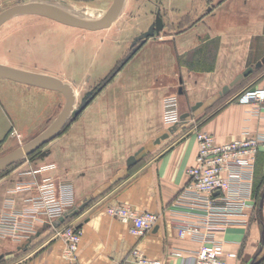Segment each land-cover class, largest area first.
Here are the masks:
<instances>
[{"label": "crops", "instance_id": "0c3cea01", "mask_svg": "<svg viewBox=\"0 0 264 264\" xmlns=\"http://www.w3.org/2000/svg\"><path fill=\"white\" fill-rule=\"evenodd\" d=\"M7 1L11 0H0V4ZM44 1L55 5L52 1L56 0ZM191 7L190 24L176 30L173 39L132 40L129 48L133 51L119 65L117 77L111 84L107 79L90 97L81 99L71 129L65 134L59 131L56 163L50 160L48 150L38 167L0 180V215L7 199L12 198L17 209L26 206L28 193L10 191L16 183L33 178L48 177L57 189L60 182L71 183L73 207L89 199L83 209L57 227L53 226L56 220L40 217L34 235L24 244L0 237V264H63V244L57 233L66 225L82 232L79 264H121L133 248L164 264H190L187 255L198 250L199 243L179 239L167 222L140 238L106 209L121 204L140 213L161 212L188 182L186 171L195 162L198 131L219 144L239 137L245 128L264 134V109L260 117L249 118L251 107L237 103L246 89L264 86V0H197ZM257 63L260 66L254 68ZM248 67H253V72L220 95L222 88ZM171 95L177 98L180 115L189 113L190 117L168 138L153 144L167 130L163 99ZM196 103L201 105L193 111ZM141 148L139 161L128 167L127 159ZM101 159L111 160L109 165L115 168L109 171L111 176L91 178L86 185H80L84 182L81 176H71L94 173L86 167L102 163ZM113 159L123 162L114 164ZM41 167L47 169L30 174ZM253 175L255 207L248 213V224L229 227L217 235L225 251L238 255L237 264L258 262L264 256V197L260 206L264 150L255 157ZM175 250L182 251L183 258L171 257Z\"/></svg>", "mask_w": 264, "mask_h": 264}, {"label": "rangeland", "instance_id": "374dc122", "mask_svg": "<svg viewBox=\"0 0 264 264\" xmlns=\"http://www.w3.org/2000/svg\"><path fill=\"white\" fill-rule=\"evenodd\" d=\"M31 2L49 3L44 0H11L0 4V13L13 5ZM52 2L55 5L51 6L84 20L92 15H105L112 0ZM194 2L197 3V0H124L116 20L108 28L97 31L66 26L37 15H14L0 26V65L54 77L73 89L74 107L61 131L65 134L72 127L71 120L81 99L90 97L107 79L110 78L108 82L111 84L117 77L119 65L133 51V48H129L132 40L139 36L173 39L176 30L190 24ZM157 17L162 20L163 29L148 34L149 26L154 24ZM64 103V96L58 92L0 78V157L43 131L58 116ZM58 134L35 153L1 171L0 180L38 167L48 150L51 151L50 160L56 163L59 156ZM101 160L102 163L98 165L86 167L95 170L94 173L71 176L84 178L80 185H86L91 178L111 176L109 171L115 169L109 165L111 160ZM113 162L120 163L123 159H113ZM79 163L84 165L83 160H79ZM42 168L30 174L42 173ZM43 178L21 182L40 181Z\"/></svg>", "mask_w": 264, "mask_h": 264}, {"label": "built area", "instance_id": "2783aa9c", "mask_svg": "<svg viewBox=\"0 0 264 264\" xmlns=\"http://www.w3.org/2000/svg\"><path fill=\"white\" fill-rule=\"evenodd\" d=\"M237 103L251 107L249 118L260 117L264 109V86L246 89L237 98ZM180 116L176 96L165 97L163 122L167 129L180 124ZM195 138L197 153L194 165L186 171L188 182L161 212L140 213L121 204L107 207L106 212L129 225L130 233L140 238L161 222H167L179 239L199 243L198 250L187 255L190 264H237L238 255L225 251L224 242L218 240L217 235L229 227L248 224V213L255 207L252 197L255 157L264 150V134L245 128L239 137L222 144L202 131L196 132ZM45 169L43 167L41 171ZM55 185L48 177L16 184L10 193H28L24 199L26 206L17 209L12 198L6 200L0 215V237L24 244L34 235L40 217L57 220L66 209H71V183L60 182L58 189ZM57 234L63 244V264H79L77 249L81 230L66 225ZM170 256L183 258L184 255L175 250ZM121 264L164 263L133 248ZM250 264H264V256Z\"/></svg>", "mask_w": 264, "mask_h": 264}, {"label": "water", "instance_id": "95a60500", "mask_svg": "<svg viewBox=\"0 0 264 264\" xmlns=\"http://www.w3.org/2000/svg\"><path fill=\"white\" fill-rule=\"evenodd\" d=\"M123 2L124 0H112V3L110 7L107 9L105 15L97 23L94 24L88 23L81 19L73 18L51 7L47 3L31 2V3L16 4L5 9L0 13V26L14 14H31V15H37L51 19L66 26L81 28L89 31H97L108 28L116 20V18L120 13ZM162 28H163L162 21L159 17H157L155 19L154 24H151L149 26L147 33L151 34L153 31H156L158 33ZM142 37L144 36H140L138 37V39H141ZM259 66L260 63H257L254 66V68H258ZM252 72H253V67L246 68L242 73L238 74L228 85H225L222 88L220 95L226 94L230 87L234 86L241 79L247 77ZM0 78L31 87H36L49 91H55L62 94L65 99L64 106L62 107L58 116L43 131H41L37 136H35L30 141H28L26 144L0 157V172H1L4 169L16 163L17 161H19L20 159L35 153L40 148H42L47 142L53 139L63 128L67 119L70 117V114L73 110L75 99L72 88L68 84L54 77L0 65ZM90 99L91 98L84 101L77 112L81 111L89 103ZM200 105L201 103H196L192 107V110L193 111L196 110ZM189 117H190L189 113L182 114L180 116L181 123H184L187 119H189ZM176 127L177 126H173L167 129L164 133H162L160 136H158L155 139L153 144H159L161 141L168 138L169 135H171L176 131ZM143 151L144 148H141L134 155L130 156L126 161V165L128 167L135 165L141 158ZM263 197H264V193L260 201V206H262ZM88 202L89 199L83 201L79 206L72 207L67 212H64L63 215L53 223V226L54 227L59 226L61 223L64 222L65 218L76 214L78 211L83 209Z\"/></svg>", "mask_w": 264, "mask_h": 264}, {"label": "bare ground", "instance_id": "6f19581e", "mask_svg": "<svg viewBox=\"0 0 264 264\" xmlns=\"http://www.w3.org/2000/svg\"><path fill=\"white\" fill-rule=\"evenodd\" d=\"M51 6V5H50ZM51 7H53V6H51ZM53 8H55V7H53ZM55 9H57V10H59L58 8H55ZM59 11H61V10H59ZM61 12H63V11H61ZM63 13H65V12H63ZM66 14V13H65ZM14 15H18V14H14ZM13 15V16H14ZM90 16V15H89ZM104 16V15H103ZM103 16H96V15H92L91 17H86L85 19H84V21H86V22H88V23H92V24H94V23H97ZM72 17V16H71ZM74 18V17H73ZM80 18V17H79ZM81 19H83V18H81ZM73 90V89H72Z\"/></svg>", "mask_w": 264, "mask_h": 264}]
</instances>
